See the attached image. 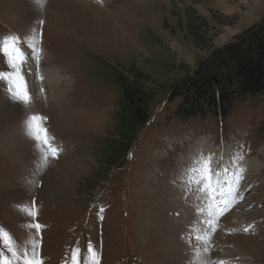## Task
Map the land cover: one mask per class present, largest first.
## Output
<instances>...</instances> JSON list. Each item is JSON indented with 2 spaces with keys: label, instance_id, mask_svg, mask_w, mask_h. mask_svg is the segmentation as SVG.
I'll return each instance as SVG.
<instances>
[{
  "label": "rangeland",
  "instance_id": "rangeland-1",
  "mask_svg": "<svg viewBox=\"0 0 264 264\" xmlns=\"http://www.w3.org/2000/svg\"><path fill=\"white\" fill-rule=\"evenodd\" d=\"M76 1L0 0V48L18 38L30 95L13 100L0 80V228L18 248L39 239L43 264H71L75 247L92 264L89 242L99 264H172L175 224L184 264H264V95L223 120L176 117L180 98H169L212 51L264 20V0ZM0 71H11L3 52ZM122 78L151 97L126 139L115 132ZM33 115L46 117L37 123L58 157L44 160ZM205 158L212 173H193ZM184 208L200 220L182 222Z\"/></svg>",
  "mask_w": 264,
  "mask_h": 264
},
{
  "label": "trees",
  "instance_id": "trees-1",
  "mask_svg": "<svg viewBox=\"0 0 264 264\" xmlns=\"http://www.w3.org/2000/svg\"><path fill=\"white\" fill-rule=\"evenodd\" d=\"M132 75L136 81L138 78L147 81L142 75ZM120 81L126 103L115 132L126 139L131 138L136 125L142 126L147 121L146 106L151 97L141 92L136 83L123 78ZM258 95H264V20L228 45L212 51L198 68L172 85L169 98H180L176 117L216 116L223 120L241 101ZM111 159H116V154Z\"/></svg>",
  "mask_w": 264,
  "mask_h": 264
},
{
  "label": "snow or ice",
  "instance_id": "snow-or-ice-1",
  "mask_svg": "<svg viewBox=\"0 0 264 264\" xmlns=\"http://www.w3.org/2000/svg\"><path fill=\"white\" fill-rule=\"evenodd\" d=\"M40 23L42 24L43 21ZM29 47L32 48L34 53L39 52V49L35 44H30ZM0 52H3L4 56L7 57V64L11 69V71H0V80L7 81V91L13 100L28 104L30 95L25 83L24 75H22L21 72L22 65L25 62V53L21 47L18 46V38H13L11 41H5L3 47L0 48ZM41 120H46V117H39L37 115L30 117L29 127L32 129L30 134L34 137L35 141H37L38 147H40V145L43 146L40 147V151L44 160L47 161L50 157H58L60 149L52 143L54 138L48 135L47 128L43 127L40 123H37V121ZM197 163L202 164V168L197 167L191 169L193 173L201 171L206 174L212 173L210 160L205 159L198 161ZM203 179L204 178L202 177L197 183H202ZM205 188H207V185H205ZM198 190L204 191L205 189ZM201 211H203V209H201ZM28 214L33 217L36 215V213L31 211H29ZM31 227L36 229L37 234H39L42 225L34 223ZM197 239H199V237H197ZM39 245L40 240L34 239L31 241L30 248H18L14 245L13 238L9 233L3 228H0V264H43V260L39 253ZM87 251L91 254L92 264H99L96 252L90 242L87 246ZM80 253L81 249L79 247H75L72 250L71 264H81Z\"/></svg>",
  "mask_w": 264,
  "mask_h": 264
},
{
  "label": "bare ground",
  "instance_id": "bare-ground-1",
  "mask_svg": "<svg viewBox=\"0 0 264 264\" xmlns=\"http://www.w3.org/2000/svg\"><path fill=\"white\" fill-rule=\"evenodd\" d=\"M76 2H78V3H81V4H84V5H86V6H88L89 5V3L88 2H86L85 0H77ZM99 9V8H98ZM102 10V9H101ZM46 76V78L48 77V80L50 81V82H54V81H56L57 80V78L56 77H54L53 76V74H50V75H45ZM209 152H208V150H207V152H204V154H203V156L205 157L207 154H208ZM201 154V153H200ZM212 156V155H211ZM202 159V158H201ZM206 159V158H205ZM199 161H201V160H199ZM199 165H201V164H199ZM57 178V177H56ZM201 188V187H200ZM199 191V190H198ZM196 196V195H195ZM194 196V200L195 201H197L198 199L196 198ZM191 207V206H190ZM188 208V207H187ZM184 212L182 213V218H181V221L183 222L185 219H188V221H199L200 220V215H198V214H196V213H194L195 211H193V212H190V214L189 215H187L186 213H185V208H184V210H183ZM185 224V223H184ZM183 224V225H184ZM200 227H201V229L203 228V224L201 223L200 225H199ZM182 227L179 225V226H176V224L174 225V228H172L173 230V232L175 233H171L170 232V234H169V239H170V241H169V243H168V245H170V244H172L170 247H168L169 248V255L172 257V264H184V263H182V261H185L186 260V258H184L185 257V255L187 254V253H184V250L186 251L187 250V247H185L184 248V246H183V243L184 242H182L181 241V239H179V235H178V232H179V234H180V229H181ZM183 229V228H182ZM184 230V229H183ZM177 233V234H176ZM201 234V233H200ZM186 245V244H185ZM191 250V249H190ZM193 255V254H192ZM194 258V257H193ZM185 259V260H184Z\"/></svg>",
  "mask_w": 264,
  "mask_h": 264
}]
</instances>
